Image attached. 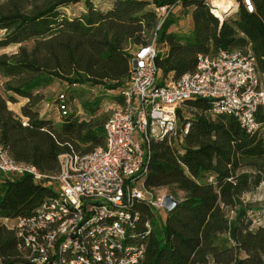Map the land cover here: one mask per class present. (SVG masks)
<instances>
[{"label":"trees","instance_id":"obj_1","mask_svg":"<svg viewBox=\"0 0 264 264\" xmlns=\"http://www.w3.org/2000/svg\"><path fill=\"white\" fill-rule=\"evenodd\" d=\"M251 2L253 12L239 4L221 23L206 0H112L104 9L92 0H0V49L17 46L0 54V147L49 175L58 172L60 154L103 147V96L83 97L76 86H100L119 96L129 80L132 52L154 33L160 83L192 72L200 53L249 48L264 84V0ZM78 3L85 7L81 15L62 11ZM171 5L190 14L189 31L170 30L171 15L160 23L158 9ZM54 81L69 91L54 99L58 119L39 108L43 90ZM19 99L24 104L15 113L7 103ZM74 99L81 113L69 111ZM209 110L208 99L183 102L175 136L150 143L145 185L165 188L179 204L163 220L162 210L156 215L145 203L139 207L150 224L149 234L138 239L145 245L140 264H264V224L254 225L248 212L256 209L244 199L264 181V107L256 112L259 127L253 133L234 116H211ZM53 193L52 185L30 174L0 171V219L32 215ZM0 264H30L15 230L1 222Z\"/></svg>","mask_w":264,"mask_h":264},{"label":"built area","instance_id":"obj_2","mask_svg":"<svg viewBox=\"0 0 264 264\" xmlns=\"http://www.w3.org/2000/svg\"><path fill=\"white\" fill-rule=\"evenodd\" d=\"M219 1L231 3L221 8ZM206 2L221 23L239 4L249 13L254 10L251 0ZM175 7L158 9L160 23ZM158 51L154 33L150 43L132 52L129 80L118 90L121 101L104 103L103 147L60 154L54 175L13 160L0 147L1 172L30 174L54 191L32 215L13 220L11 226L30 264H140L145 245L138 239L149 234L150 224L139 207L145 203L160 211L168 195L165 188L145 185L150 143L175 136L176 110L183 102L208 99L211 116L232 115L248 133L258 129L255 115L264 107V84L249 48L200 53L192 72L169 75L162 83L155 63ZM60 110L66 114L65 106Z\"/></svg>","mask_w":264,"mask_h":264},{"label":"rangeland","instance_id":"obj_3","mask_svg":"<svg viewBox=\"0 0 264 264\" xmlns=\"http://www.w3.org/2000/svg\"><path fill=\"white\" fill-rule=\"evenodd\" d=\"M94 5L97 8L104 9L106 8L112 0H92ZM236 2V0H235ZM63 12L66 13V15L70 17H76L81 15L85 12V7L82 3H78L75 5H72L71 7L62 9ZM169 15L175 20V22L170 26V30L175 32H187L192 28V20L189 13L184 12L181 8H174L172 11L169 12ZM3 35V32L0 31V37ZM17 50V46L11 45L6 48L0 49L1 53H13ZM161 80V78H160ZM2 82L3 79L0 77V92L2 91ZM66 85L57 81H54L52 84H50L47 88L43 90L45 99L40 104V111L43 115H50L53 119H58L59 111L58 109H53L54 106V99L57 96V94L63 92L67 97L69 95V91L65 90ZM78 91L82 94L83 97H92V96H103L101 100L100 107L102 111H104V103L111 98H113L114 93L106 92L102 87L95 86V87H87V86H76ZM83 89V90H82ZM5 96V93H3ZM24 100L19 99L16 103H21ZM8 106L15 105L14 103L8 102ZM69 111H80L79 102L77 99L72 100L71 104H69ZM81 113V111L79 112ZM189 112H186V115H188ZM142 179H139L137 181V186L140 187L142 184ZM245 201L251 202L254 206V209L248 212L251 218L254 219V225H262L264 224V181L261 182L259 187L251 192L244 195ZM153 212L157 215L158 210H153ZM162 220L165 219L166 212L164 209L160 212ZM233 215V213H232ZM1 223H5L9 226H12L14 224V221L12 220H2L0 219Z\"/></svg>","mask_w":264,"mask_h":264},{"label":"water","instance_id":"obj_4","mask_svg":"<svg viewBox=\"0 0 264 264\" xmlns=\"http://www.w3.org/2000/svg\"><path fill=\"white\" fill-rule=\"evenodd\" d=\"M179 204V200L175 199L172 195H166L163 201V208L167 212H171L173 209L177 207Z\"/></svg>","mask_w":264,"mask_h":264},{"label":"crops","instance_id":"obj_5","mask_svg":"<svg viewBox=\"0 0 264 264\" xmlns=\"http://www.w3.org/2000/svg\"><path fill=\"white\" fill-rule=\"evenodd\" d=\"M117 95V94H116ZM109 101V100H108ZM112 101H120V97L119 96H116L115 98L112 99ZM15 105H11L9 106V108L11 110H13L15 113H19L20 112V107L24 104V101L23 102H19V103H14Z\"/></svg>","mask_w":264,"mask_h":264},{"label":"bare ground","instance_id":"obj_6","mask_svg":"<svg viewBox=\"0 0 264 264\" xmlns=\"http://www.w3.org/2000/svg\"><path fill=\"white\" fill-rule=\"evenodd\" d=\"M225 3H231V2L219 1L218 5H219V7L224 8L225 7Z\"/></svg>","mask_w":264,"mask_h":264}]
</instances>
